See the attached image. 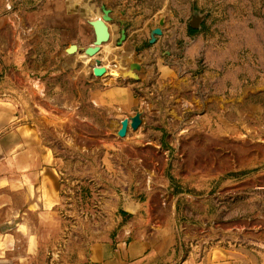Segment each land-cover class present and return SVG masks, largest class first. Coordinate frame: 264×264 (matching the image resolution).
I'll return each mask as SVG.
<instances>
[{
  "label": "rangeland",
  "instance_id": "1",
  "mask_svg": "<svg viewBox=\"0 0 264 264\" xmlns=\"http://www.w3.org/2000/svg\"><path fill=\"white\" fill-rule=\"evenodd\" d=\"M29 1L0 9V96L14 91L9 82L26 84L14 93L19 110L36 116L67 170L60 230L42 226V249L23 264H78L94 239L115 244L126 229L128 241L136 235L166 249L154 264L264 239V0H166L164 9H146L143 25L115 27L113 44L119 32L124 43L130 34L133 55L151 66L159 55L183 79L158 88L153 78L121 74L134 105L85 106L95 122L66 121L74 131L63 139L60 93L87 92L72 84L71 69L60 72V11ZM110 21V38L94 55L78 44L68 52L81 53L92 73L112 43ZM137 114L141 124L120 137L122 120Z\"/></svg>",
  "mask_w": 264,
  "mask_h": 264
},
{
  "label": "crops",
  "instance_id": "2",
  "mask_svg": "<svg viewBox=\"0 0 264 264\" xmlns=\"http://www.w3.org/2000/svg\"><path fill=\"white\" fill-rule=\"evenodd\" d=\"M165 1H29L35 2L37 6L53 3L54 8L60 11V51L63 49L60 56L65 59L60 72L71 69L72 84H81L87 92L86 95L60 93L61 139L73 137L72 133H68V129L74 131V127L68 124L64 127L66 121L95 122L93 117L82 112L85 106L95 111L98 108L119 105L122 111H126L129 106L134 105L136 101L132 92L133 86L129 84V80L122 78L121 74L138 73L142 82L153 78L158 88L182 81L175 63H167L158 55L151 66L146 58L133 55L130 52V42L133 41L130 34L128 41L124 43L119 32L113 44L115 27L120 29L133 23L143 25L146 9H153L155 2L164 9ZM11 2L22 4L25 0H0V9L6 3L9 6ZM37 8L41 9V6ZM104 9L110 11L109 25L113 37L109 50H105L99 58L106 74L97 77L91 70L81 66V53L69 54L66 50L73 44L86 47L92 43L95 34L89 19L101 17ZM84 35L89 36L86 42L82 40ZM118 40L121 44H118ZM24 47L22 45V48ZM135 63L139 65V69L133 67ZM115 72H118L119 76L115 77ZM10 84H13L14 91L11 92L10 89L4 97L0 96V264H23L42 249V226H50L51 232L55 230L54 232L58 233L60 230V204L64 200L61 181L67 169L63 162L58 161L55 150L44 142L43 130L37 124L39 120L36 116L30 111L27 113L19 110L14 93L20 84L24 85L25 90L26 84L9 82ZM42 88L43 85H40V89ZM62 89L60 86V91H63ZM29 93H32V90H29ZM128 228H131V225ZM127 234L128 229L120 232L115 244L107 237L94 239L88 247L87 255H84L83 259L80 255L78 264H154L159 262L161 255L166 252V249H156L152 242L140 236L134 235V238L128 241ZM179 264H264V239L240 240L231 246L214 248L208 254L183 260Z\"/></svg>",
  "mask_w": 264,
  "mask_h": 264
},
{
  "label": "water",
  "instance_id": "3",
  "mask_svg": "<svg viewBox=\"0 0 264 264\" xmlns=\"http://www.w3.org/2000/svg\"><path fill=\"white\" fill-rule=\"evenodd\" d=\"M103 12H104L103 17L90 21L91 25L94 28L96 39L93 45L84 47L83 51L87 56L94 55L96 52H98L100 49V45L103 42H106L110 38L109 27L106 24V21L110 20L111 18L110 11L108 9H104ZM154 34L161 35L162 29L160 27L155 28ZM76 50H77V45L73 44L67 49V52L72 53ZM133 67L139 68V65L135 63ZM93 73L97 77H102L106 74V69L102 66H95L93 68ZM141 122H142V119H141L140 114H137L136 116L132 117L131 120L129 118L123 119L122 127L120 128L118 134L121 137H124L127 134L129 125H131L134 129H136L141 124Z\"/></svg>",
  "mask_w": 264,
  "mask_h": 264
},
{
  "label": "bare ground",
  "instance_id": "4",
  "mask_svg": "<svg viewBox=\"0 0 264 264\" xmlns=\"http://www.w3.org/2000/svg\"><path fill=\"white\" fill-rule=\"evenodd\" d=\"M96 19H98V18H95V19H89V23H90V21H92V20H96ZM108 21H109V20H108ZM90 24H91V23H90ZM93 44H94V43H93ZM93 44H91V45H93ZM100 48H101V45H100ZM83 49H84V48H83ZM99 50H100V49H99ZM136 64H137V63H136ZM137 69H138V68H137ZM121 123H122V122H121ZM121 127H122V126H121ZM128 128H129V127H128ZM119 130H120V129H119ZM119 130L117 131V133L119 132ZM127 134H128V133H127ZM127 134H126V135H127ZM118 135H119V134H118ZM126 135H125V136H126ZM119 136H120V135H119ZM125 136H124V137H125ZM120 137H121V136H120Z\"/></svg>",
  "mask_w": 264,
  "mask_h": 264
}]
</instances>
